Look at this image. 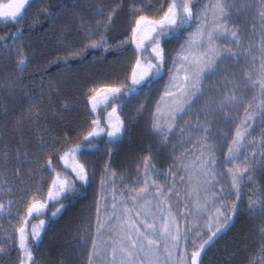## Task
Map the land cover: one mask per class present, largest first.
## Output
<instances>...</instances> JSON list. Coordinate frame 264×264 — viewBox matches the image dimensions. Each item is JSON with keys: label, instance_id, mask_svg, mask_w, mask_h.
<instances>
[{"label": "snow or ice", "instance_id": "6c2138e0", "mask_svg": "<svg viewBox=\"0 0 264 264\" xmlns=\"http://www.w3.org/2000/svg\"><path fill=\"white\" fill-rule=\"evenodd\" d=\"M198 4L199 0H164L156 16L150 17L142 14L152 7L145 5L143 0L126 2L118 0L113 4L96 0V3L89 5L95 20L93 25L90 20L84 19L75 3L68 7L61 4L53 5L48 0L0 2V21H4L6 26L9 22L19 25L15 32L0 36V61L5 64L9 60L14 62L12 74L0 81V117L11 119L13 130L19 134L15 152H11L5 146L4 151L0 153V166L7 172L9 162L15 159L12 172L19 183H24L25 175L31 176L36 170L29 167L27 173L24 172V165L31 162L38 166L43 164L42 173L50 171L55 174L48 187L47 198L43 202L35 198L40 194L42 185L36 189V194L30 200L21 198L27 214L24 217V224L15 230L18 242L11 234L6 237L16 246L18 264H37L34 252L42 242L41 232L46 225L45 220H40L39 225H34L29 235L26 228L28 217L39 214L49 201L59 205L52 212V216L55 217L66 208V202H70V199L77 195L78 184L85 188L89 185L91 175L87 161L80 160L89 150L100 151L101 142L111 157L128 133V124L122 118L126 101L144 94L146 89L151 91L153 85L160 83L165 70L168 69L169 60L172 67L168 69L169 81L165 85L161 99L168 98L171 103L167 115L160 112L158 103L156 112L152 113L151 122L153 134L158 136L165 146L176 130L178 122L184 120L185 116L191 113L193 106L206 95L205 81L221 68L223 71L220 86H209L208 98L201 109L203 119L201 120L198 114L195 127L186 122L180 129L182 134L197 133L195 140L191 135L188 138V142L193 144V154L198 152L195 161L188 163L174 161L176 171L169 170L174 177H179L181 183L185 180L181 175V169L190 173L188 183L195 193V199L192 201V208L184 214L186 226L182 229L179 216L171 212L172 205L169 202L172 199L171 194L175 192L179 197L175 180L171 186L157 184L159 177L151 171L153 157L150 154L143 156L141 160L145 177L143 186L139 188L133 186L129 193L122 194L131 198V206L126 200L117 201L116 195L113 194L112 210L107 212L105 205L106 214L103 221L100 220L99 204L97 206L96 235H91V226L88 234L81 233V246H85L91 240L87 264H204L202 256L206 249L214 246L218 237L235 226V221L242 212L251 221L258 222L251 238L255 251L250 253L247 264H264V187L257 190L248 185L252 195L248 197L247 207L242 206L245 181H254L251 172L257 163L255 152L252 153L251 160L245 154L246 145L251 144L254 147V141L249 140L251 133L247 131L250 127L249 122H254L259 117L264 123V0H258V3L256 0H212L199 9ZM26 6L29 9H36L31 16L33 24L39 23L40 17H43L50 22L53 30L58 27L57 21L66 17L62 26H59L61 37L66 38L72 31L73 23H77V35L82 34L87 43L83 44L82 41L81 49L71 47L74 56H79L81 51L88 48L102 50L103 53L111 50L117 53L131 50L135 56V62L131 65L130 74L125 76L124 83L117 79L105 82L103 86L87 89L90 116L97 113L101 98L106 107L111 104V111L107 113V120L92 118L86 134H83L79 143L75 145L71 144V136L67 132L60 136L55 134V129L47 123L41 125L43 109L40 100H43V88L40 100H37L32 90L24 83V73L31 63V57L25 50L22 27L29 19ZM125 8L135 23L134 26H128L130 35L126 29L124 38L113 44L107 33L115 26L116 18ZM252 8L257 9V15L251 17L252 36L245 48L244 40L248 36L247 33L242 34L243 30L237 24V14ZM230 24L235 26V30L229 27ZM185 31L189 33L187 37H183ZM257 33L259 45L254 42ZM172 41L178 44V48H173L176 52L174 57L170 56L166 47ZM58 43L69 46L65 39L59 40ZM241 55H244L246 60L250 57L243 67H240ZM53 93L59 94V88H52L49 84L48 106L54 116H62L63 112L70 110L71 105L65 100L57 112L51 99ZM249 94L251 99L248 98ZM9 98L14 101L26 99L27 110L16 114L8 103ZM113 101L119 103H112ZM245 104V118L237 126L227 153H222L221 164V157L215 154L219 136L213 137V132L216 131L218 123L231 122L232 110ZM135 108L138 114L146 110L151 112L147 103H138ZM26 121L29 124L27 128ZM102 124L106 126L101 127ZM33 126L38 132L37 151L32 152L26 148L21 151V146L25 144V135L32 134ZM102 134L106 135L107 139L101 141L99 138ZM58 145L60 147H57ZM261 148L264 149V142L261 143ZM261 156L264 157V151L261 152ZM57 157L64 164L63 178L54 167ZM69 159L73 161L71 172L66 171ZM260 163L264 165V159ZM104 171L109 173V168L106 167ZM192 172L195 173L194 183ZM111 176L115 185L116 173L111 172ZM106 182V179H102L101 184ZM0 183L11 191L6 177L0 178ZM21 191L28 193L31 188L25 187ZM192 192L188 193L190 197ZM233 197L235 199H232ZM153 201L159 215L153 211ZM14 203L16 201L10 199L7 208L4 203H0V213L7 212L10 215ZM185 207L187 208V205ZM165 208L168 209L167 212ZM188 217H191V220ZM243 239L249 240L250 237L245 235ZM161 242L165 256L163 260L160 254ZM189 242L193 249L190 256ZM5 251L6 248L0 246V253ZM66 264H71V261Z\"/></svg>", "mask_w": 264, "mask_h": 264}, {"label": "trees", "instance_id": "16d2710c", "mask_svg": "<svg viewBox=\"0 0 264 264\" xmlns=\"http://www.w3.org/2000/svg\"><path fill=\"white\" fill-rule=\"evenodd\" d=\"M6 1L0 0L2 3ZM74 1L83 14L84 19L88 20L92 14V8L89 5L96 3V0ZM104 2L106 4H113L118 2V0H104ZM26 11L28 12L29 19L22 27L25 50L31 57V63L24 73V83L32 90L34 98L37 100H40L41 88H43V100H40L43 109L41 125L47 123L55 129V134L60 136H63L67 132L71 136V144L75 145L79 143L81 136L86 134L87 125H90L89 118L91 116L89 113L91 112V108L88 106L87 89L93 86H103L105 82H111L117 79L120 83H124L125 76L130 74L131 65L135 62V58L127 59L125 55L124 57H120L112 52L103 56L99 53L101 50L95 49L90 50L93 51L92 53L84 50V52H80L79 56H74L71 52V47H75L76 49L83 47V35H77V23H73L71 33L64 38L59 35V26H62L66 17L57 21L58 27L53 30L50 22L43 17H40L39 23L33 24L31 16L36 12L35 8L29 9L26 6ZM125 12H127V8L120 14ZM17 27L19 25H13L9 22L6 26L4 21H0V36L15 32ZM61 39H65L66 44L69 46H62L58 43ZM67 58L70 59L69 62L67 65H63L62 60H66ZM13 68V61L9 60L6 64L0 61V81L6 76H10ZM49 84H51L52 88H59V94L53 93L51 97L57 112L60 111L63 101L67 100L71 105L70 110L63 112L62 116H54L48 106ZM8 103L16 114H19L22 110L26 111L28 107V101L23 98L15 101L9 98ZM112 103H119V101H113ZM108 110H111V104L107 107L98 108L97 117L104 121ZM104 126L106 125H101V127ZM25 127H29L27 121L25 122ZM18 136L19 134L13 130L12 120L0 117V153L4 151L5 146L14 153L18 147ZM99 139L102 141L107 139V137L103 134ZM38 143V132L35 130V126H33L32 134L25 135V144L21 146V151L26 148L29 151L36 152ZM102 146L103 143L101 142L99 147ZM57 147H60V145ZM93 151L89 150V152ZM46 159L45 157V163ZM70 160H68L69 167L66 170L67 172H70V164H72ZM15 163V159L9 162L7 172H4L2 166H0V178L6 177L9 181L8 188L11 189V191L5 189L2 183H0V203H4L7 208L10 199L16 201L11 208L10 215L7 212L0 213V246L6 248L4 253H0V264H18L16 246L6 237L11 234L18 242L15 230L24 224V217L27 214L25 210L26 206L21 198L25 197L30 200L35 195L36 189L41 185L43 186L41 190L46 188L45 197L47 198L48 187L55 176L50 171L42 173L41 169L44 167L43 164L38 166L35 162H31L24 165V172L27 173L29 167L36 170L31 176L25 175L24 183H19L17 177L12 172ZM54 167L61 173V178H63L65 168L63 162H60L58 157L54 163ZM25 187H30L31 191L23 193L21 190ZM86 190L87 187L85 188L78 184L77 195L71 198L70 202H66V208L55 217L52 216V212L59 205L53 201H49L39 215L32 216L31 218L28 217V223L26 224L28 234H31V228L34 225H39L40 220L46 221V227L60 221L67 209L74 208L77 202L85 198ZM243 192H245V188H243ZM21 216H23L22 219ZM20 219L22 220L21 224L19 223ZM66 228L70 229L68 227ZM255 231L256 227L252 221L242 212L236 219L235 226L226 234L218 237L214 246H209L206 249V253L202 256L204 264H247L250 253L255 251L251 239ZM245 235L250 237V239L244 240L243 237ZM58 240H60L58 241L59 244H50L51 256L53 257L51 261L56 260L61 263L63 261L62 258H65L66 250H69V248L64 249L63 242L61 243L62 237ZM43 242L44 240L39 243L38 247ZM34 256L37 264H41L39 250L34 252ZM67 261H64L65 264Z\"/></svg>", "mask_w": 264, "mask_h": 264}, {"label": "rangeland", "instance_id": "374dc122", "mask_svg": "<svg viewBox=\"0 0 264 264\" xmlns=\"http://www.w3.org/2000/svg\"><path fill=\"white\" fill-rule=\"evenodd\" d=\"M48 2L52 3L53 5L61 4L68 7H71L75 3L74 0H48ZM210 2H212V0H199L197 8L199 9L202 5L208 4ZM5 3H8V0ZM143 3L145 5H151L152 7L146 9L142 14L148 15L150 17H155L157 10L160 8L161 4L164 3V0H143ZM256 3H258V0H256ZM233 11L235 12V10ZM256 15V8H252L247 12L237 14V24L243 30L242 34L247 33L248 36V38L244 40L245 48H247L249 40L252 36L251 17ZM88 20H90L93 25L95 24V20L93 19L92 14L91 17L88 18ZM210 20L211 16L209 15V21ZM134 23V19L130 18L127 12L120 14L116 18L115 26L107 33L110 42L116 44L120 39H123L126 29L128 30L130 35V28L128 26H134ZM256 23L258 25L259 21L257 20ZM229 27L235 30L234 25L230 24ZM188 34V31H185L183 33V37H187ZM82 41L83 44L87 43V41H85L84 39ZM254 42L256 45H259L258 33L255 37ZM166 47L170 56L174 57L176 55V52L173 50V48H178L177 42L172 41ZM90 50L91 48H88L86 52ZM90 52L92 53L93 51ZM110 52L120 57H124L125 55L127 56V59L135 58L131 51H123L120 53H117L114 50H111L108 53H103L102 50L99 51V53L103 56L109 54ZM69 60L70 59L68 58L66 60H62V64L67 65ZM249 60L250 57L246 60L245 56L241 55L240 67H243L246 63H248ZM171 67V60H169L168 69H171ZM168 69H166L163 74V80L160 83L153 85L151 91H148L146 89L144 94L136 97L135 99L126 101L122 118L125 119L126 123L128 124V133L123 138V141L119 144L117 150L111 155V157H109V154L104 150V146H102L100 147V151L94 150L93 152H88L86 156L80 160V162H84L85 160L87 161L89 172L91 175V181L87 186L86 196L83 200L77 202L74 208L67 209L60 221L53 223L49 227H46L45 225V229L41 232L42 240H44V242L38 247L41 255V264L59 263L56 260L51 261L53 257L51 256L52 251H50V244H59L58 241L60 240L58 239L61 237V243L63 242L62 245L64 246V249L69 248V250L65 249V258L61 257L63 261L59 264H65L64 261L67 260L71 261V264H87V252L91 250V240H89L85 246H81V233L88 234L89 226H91V235H96L95 229L97 227V206L99 204L100 220L103 221L106 214L105 205L107 206V212H111L112 210L111 205L114 202L113 194L116 195L117 201L126 200L129 206H131V198L127 195L122 194L129 193L132 190L133 186H136L137 188L143 186L145 177L141 160L143 156H148L149 154L153 157L151 161L153 165L151 171L156 173L159 177V179H157L156 181L157 184L161 186H171L173 180H175L177 189L179 190V197L176 196L175 192L171 194L172 199L169 201L172 205L171 212L174 215L179 216V223L182 229L186 226L184 214L188 211V209L192 208V201L195 199V193L192 192V187L188 183V176L190 173L181 169V175H183L185 178L184 182L181 183L179 177H174L172 174H170L169 170L172 169V172L176 171L173 165L174 161H176L177 163H179L180 161H184L185 163L195 161L198 152H196V154H193V144L188 142V138L191 135L193 140H195L197 133L185 132L182 134L180 129L185 126L186 122H190L193 127H195L197 124L198 114L199 118L201 120L203 119L201 109L205 103V100L208 98L209 86H220V84L222 83L221 77L223 71L221 68L220 71H218L215 75L209 77L205 81L206 95L202 97L196 105L193 106L191 113L188 116H185L184 120L178 122L176 130L171 134L170 140L165 146L160 138L153 134L151 122L152 113L156 112L158 103L160 112L163 115H167L168 108L171 103L168 98L161 99L163 97L165 85L169 81ZM212 94L215 95L214 92ZM145 96L147 97V100H145ZM248 98L251 99V94H249ZM138 103H147L148 107L151 109V112L146 110L142 114H138L135 108ZM101 107H106L102 98L100 99V102L98 104V108ZM245 107L246 104L244 106H239L233 109L231 122L227 124L218 123L216 131L213 132V137H216L217 135L219 136V140L217 142V151L215 154L218 157H221V164L223 163L222 153H227L228 145L231 144V139L235 136L237 126L245 118ZM109 111L111 110H108L106 112L104 120H107V113ZM97 115L98 113L92 114L89 118L90 122L92 118H97ZM249 123L250 127L247 131L251 133L249 140L254 141V147L251 144L246 145L245 154L248 156L249 160H251L252 153L255 152V159L257 163L251 172V174L254 176V181H245V192L242 193V206L244 208L247 207L248 197L252 195V192L248 185H251V188H255L257 190H259L261 187H264V165L260 163V161L264 159V157L261 156V152L264 151V149L261 148V143L264 142V123L260 121L259 117H257L254 122L250 121ZM70 163L73 164V161L70 160ZM72 164H70V172ZM106 167L109 168V173H105L104 169ZM138 167L139 175H137ZM224 171H226V169H224ZM111 172L116 173V176L114 178L115 185H113L112 183L113 177L111 176ZM191 174L193 176L194 183L195 173L192 172ZM102 179H106L107 181L103 185L101 184ZM149 183H151V179L149 180ZM45 192L46 188L41 190L40 194L36 195L35 198L43 202V200L46 199ZM190 192H192L191 197L188 195V193ZM232 199H235V197H233ZM186 205L187 208L185 207ZM153 211L156 215H159V210L155 208V201H153ZM167 211L168 209L165 208V212ZM39 214H34L33 216H37ZM133 215L135 214L133 213ZM22 217L23 216H21V219ZM21 219L19 222L20 224L22 222ZM188 219L191 220V217H188ZM201 223L203 225V222ZM252 223L257 229L258 222L252 221ZM203 226L206 228V225ZM66 227L70 229H67ZM105 238H107V234L105 235ZM181 246H183V242H181ZM192 250L193 249L189 242V256Z\"/></svg>", "mask_w": 264, "mask_h": 264}, {"label": "crops", "instance_id": "0c3cea01", "mask_svg": "<svg viewBox=\"0 0 264 264\" xmlns=\"http://www.w3.org/2000/svg\"><path fill=\"white\" fill-rule=\"evenodd\" d=\"M183 246H181V248H182ZM160 254H161V258H162V260L165 258V256H164V253H163V243L161 242V245H160ZM108 259H110V256L108 257Z\"/></svg>", "mask_w": 264, "mask_h": 264}]
</instances>
